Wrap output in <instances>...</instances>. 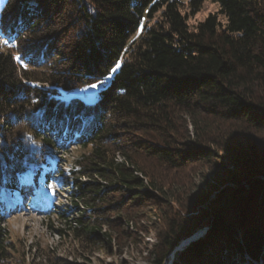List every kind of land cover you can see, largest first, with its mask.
<instances>
[{
	"label": "trees",
	"instance_id": "trees-1",
	"mask_svg": "<svg viewBox=\"0 0 264 264\" xmlns=\"http://www.w3.org/2000/svg\"><path fill=\"white\" fill-rule=\"evenodd\" d=\"M205 1L189 0V16ZM213 2L217 11L192 29L178 0L3 4L0 34L21 24L15 45L0 49V184L52 153L43 128L84 123L69 202L97 217L55 214L59 236L82 246L79 257L142 219L163 222L149 264H167L200 229L168 264H264V143L254 138L264 133V0ZM91 84V105L61 92ZM140 158L169 174L201 165L212 180L206 191L170 197ZM7 242L0 229V264H25Z\"/></svg>",
	"mask_w": 264,
	"mask_h": 264
},
{
	"label": "rangeland",
	"instance_id": "rangeland-1",
	"mask_svg": "<svg viewBox=\"0 0 264 264\" xmlns=\"http://www.w3.org/2000/svg\"><path fill=\"white\" fill-rule=\"evenodd\" d=\"M5 2L6 0H3V3H0V10ZM178 2L182 13H186L188 16V24L191 29L198 22L203 21L207 15L215 13L218 9L217 4H215L213 0H206L198 12L189 16L191 10L188 6L189 0H178ZM158 18L159 13L155 15L153 19L147 21L146 24L150 26ZM20 22H18V24ZM2 40L6 41L4 38ZM8 41L6 44L0 45V49L4 52H6L11 45ZM15 61L19 64L16 58ZM64 63H67V61ZM38 70L39 71H35L37 72L35 74H37L38 77L44 78L43 70L45 69ZM36 86L43 90L52 88L51 85L41 82H37ZM97 91L98 86L96 88H83L79 91L62 90L61 92L65 95H71L72 93L78 94L85 104L91 105L96 101ZM5 121L10 122L11 119L8 118V120L5 119L4 122ZM11 122L13 123V121ZM73 132L69 130L66 132L63 131L60 137L57 136L56 132L55 134H51V132L48 131L43 133L52 144L48 146V149L55 150L54 158L47 159L44 167L37 169L38 171H42L41 174L38 172L34 173L37 176L36 180L40 176L38 179V186L40 189H43L44 185H47L43 189V192L46 193L45 195L53 196L55 203L52 202L50 205L47 204L46 212L42 214H35L30 211L29 201H22L23 205L21 209L14 211H6L2 209L0 205L2 209L0 210V229L6 232L8 237L7 243L12 246L11 250L9 249L10 256L12 257L11 259L16 258L13 260L17 261L18 257H22L25 264H48L49 261H60L66 262L67 264H149L151 261L149 252L154 245L158 243V236L163 227L162 220L160 222L157 221L155 225L143 221L142 219H137L135 222L136 225L124 224V236H112L110 239L107 238L100 246V249L85 253V255L82 254L83 257H79L81 256L79 251L82 246L78 244V241L66 233L62 236H59L60 233H57V231L62 228L55 214L63 213L65 217L69 219L81 215L85 216L86 219L97 217V213L87 210L84 204L79 203L77 207H75L69 202V192L72 189L73 181L75 179L77 180L74 160L84 152L80 148V140H76L79 138V132L74 134ZM5 134L7 135V133ZM5 134H3L2 131L0 132V136ZM254 138L256 141L264 143V133L255 135ZM75 140L76 143H74ZM20 141L23 143L21 138L13 139L15 146L20 145ZM55 141L57 142L56 145ZM53 145L56 146L55 149ZM48 152V150L45 151V153H47L46 156L49 154ZM117 160L120 161L121 159L117 158ZM139 167L149 175L152 174L153 183L159 186L164 183L167 186H165V188L168 190V195L170 197L174 195V198L193 196L197 192L206 191V186H208V183L212 180V176L207 173L208 169L201 165L193 166L178 174H169V172L159 168L156 164L140 158ZM35 169L36 168L33 167L28 168V170ZM44 171H50V174H48L47 178L48 184L45 182V184L42 185L41 179L43 178ZM20 179H18V183L20 182V185H22L23 182H25V177L21 176ZM173 208L176 209L175 205H173ZM161 209L167 210V207L162 206ZM116 219V217L111 218V221H117ZM203 230L205 229L197 231L199 236L204 234L205 231ZM180 247L183 248L184 245ZM181 248L179 249V247H177L169 254L168 262L173 261L175 252L180 251Z\"/></svg>",
	"mask_w": 264,
	"mask_h": 264
},
{
	"label": "water",
	"instance_id": "water-1",
	"mask_svg": "<svg viewBox=\"0 0 264 264\" xmlns=\"http://www.w3.org/2000/svg\"><path fill=\"white\" fill-rule=\"evenodd\" d=\"M203 231H206V230H203ZM204 233H205V232H204ZM200 237H201V236L198 235V232L194 233L190 238H188V239H186V240H184V241H182V242L180 243V245L178 246L179 249L181 248L180 246H183V245H184L183 248H185V247H186L191 241H195V240H197V239L200 238ZM183 248H181V250H182Z\"/></svg>",
	"mask_w": 264,
	"mask_h": 264
},
{
	"label": "snow or ice",
	"instance_id": "snow-or-ice-1",
	"mask_svg": "<svg viewBox=\"0 0 264 264\" xmlns=\"http://www.w3.org/2000/svg\"><path fill=\"white\" fill-rule=\"evenodd\" d=\"M0 3H3V0H0ZM119 67H120V64L117 63L116 66H115V68H113V71H115V70L118 69ZM90 87H91V88H96V87H97V84H91ZM33 143H35V141H34Z\"/></svg>",
	"mask_w": 264,
	"mask_h": 264
},
{
	"label": "bare ground",
	"instance_id": "bare-ground-1",
	"mask_svg": "<svg viewBox=\"0 0 264 264\" xmlns=\"http://www.w3.org/2000/svg\"><path fill=\"white\" fill-rule=\"evenodd\" d=\"M36 177H37V176H36ZM36 177L34 176V177H33V179H35V180H36ZM25 185H26V184H25Z\"/></svg>",
	"mask_w": 264,
	"mask_h": 264
}]
</instances>
